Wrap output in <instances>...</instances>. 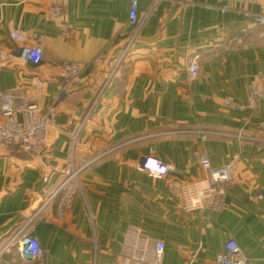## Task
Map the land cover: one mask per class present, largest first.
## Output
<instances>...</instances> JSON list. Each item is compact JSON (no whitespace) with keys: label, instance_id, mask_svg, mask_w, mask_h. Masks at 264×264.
<instances>
[{"label":"crops","instance_id":"0c3cea01","mask_svg":"<svg viewBox=\"0 0 264 264\" xmlns=\"http://www.w3.org/2000/svg\"><path fill=\"white\" fill-rule=\"evenodd\" d=\"M129 9L0 0V92L53 111L41 150L0 147V264H152L133 256L155 240L161 264H217L229 239L247 264H264V0H139V34L115 70L135 31ZM34 45L38 63L23 58ZM66 62L81 65L76 76H62ZM253 90L263 93L254 104ZM204 154L215 166L235 160L234 179L222 206L189 212L178 185L203 176ZM147 156L175 170L151 173ZM20 231L41 257L21 256Z\"/></svg>","mask_w":264,"mask_h":264},{"label":"built area","instance_id":"2783aa9c","mask_svg":"<svg viewBox=\"0 0 264 264\" xmlns=\"http://www.w3.org/2000/svg\"><path fill=\"white\" fill-rule=\"evenodd\" d=\"M242 4L253 3L256 0H232ZM224 8H229L225 5ZM61 10L53 6L49 15L54 17ZM264 23V15L260 16ZM129 23L135 27L128 44L115 64V70L130 51L135 39L139 34L141 19L139 16V0H130ZM9 38L16 43L23 44L26 41V35L19 30H12ZM23 58L36 63L44 59V52L41 46L34 45L26 47ZM81 65L77 62H66L62 67V76L72 78L78 74ZM189 79L197 78L199 64L192 61L188 67ZM114 71L111 72V75ZM263 96L258 90H253L250 94V102L256 103ZM231 104L230 100L226 101ZM0 112L3 119L0 121V147L12 149L19 152L33 154L41 150L48 142L50 129L53 124V111L51 107L44 108L36 102L19 98L10 91L0 92ZM199 135L204 141L209 136V131L200 129ZM149 158H154L158 162V167H163L165 171L157 172L147 167ZM237 156L234 158L236 159ZM203 176L198 179L181 182L178 189L182 198L183 207L186 211L203 210L206 207H219L224 203L228 186L234 179L236 168L235 160L226 164L213 165L207 154L200 157ZM143 167L151 173L167 175L175 170L174 165L165 163L155 156H147L144 159ZM32 218L30 219V221ZM19 237L18 248L23 258L33 260L42 255V248L38 238L29 233L20 231L16 237ZM154 248L151 254L135 253L133 259L141 263L161 264L165 251V243L162 240H155ZM248 258L242 247L235 239H229L225 244V249L215 257L217 264H247Z\"/></svg>","mask_w":264,"mask_h":264},{"label":"clouds","instance_id":"9594fccd","mask_svg":"<svg viewBox=\"0 0 264 264\" xmlns=\"http://www.w3.org/2000/svg\"><path fill=\"white\" fill-rule=\"evenodd\" d=\"M147 167L161 173L165 171L163 167H158V162L154 158L148 159Z\"/></svg>","mask_w":264,"mask_h":264}]
</instances>
